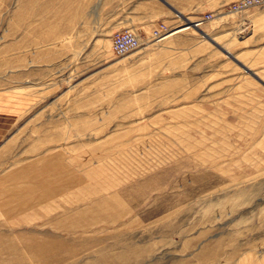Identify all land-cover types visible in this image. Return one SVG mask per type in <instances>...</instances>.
Masks as SVG:
<instances>
[{"label": "rangeland", "instance_id": "rangeland-1", "mask_svg": "<svg viewBox=\"0 0 264 264\" xmlns=\"http://www.w3.org/2000/svg\"><path fill=\"white\" fill-rule=\"evenodd\" d=\"M235 1L167 0L116 57L96 0H0V264H264V4Z\"/></svg>", "mask_w": 264, "mask_h": 264}, {"label": "crops", "instance_id": "crops-1", "mask_svg": "<svg viewBox=\"0 0 264 264\" xmlns=\"http://www.w3.org/2000/svg\"><path fill=\"white\" fill-rule=\"evenodd\" d=\"M99 16L106 17L112 32L150 26L154 30L166 17L162 2L167 0H96ZM161 22V23H159ZM165 25V24H164ZM151 30V32H152Z\"/></svg>", "mask_w": 264, "mask_h": 264}, {"label": "built area", "instance_id": "built-area-1", "mask_svg": "<svg viewBox=\"0 0 264 264\" xmlns=\"http://www.w3.org/2000/svg\"><path fill=\"white\" fill-rule=\"evenodd\" d=\"M264 4V0H237L229 6V11L233 14H241L251 8H256ZM211 17L210 14L204 16L200 21H207ZM168 28L164 24H160L152 31V36L156 41L165 38ZM140 45L138 37L131 31L116 32L111 38V51L116 57L124 56Z\"/></svg>", "mask_w": 264, "mask_h": 264}, {"label": "water", "instance_id": "water-1", "mask_svg": "<svg viewBox=\"0 0 264 264\" xmlns=\"http://www.w3.org/2000/svg\"><path fill=\"white\" fill-rule=\"evenodd\" d=\"M165 5H167L169 8H170V6L166 3V2H164V1H162ZM177 14H179V13H177ZM209 41H211L212 42V40H210V39H208ZM212 44H214L215 46H217L214 42H212ZM218 47V46H217ZM220 50H222L223 52H225L223 49H221L220 47H218ZM226 53V52H225ZM227 54V53H226ZM228 55V54H227ZM229 56V55H228ZM234 61H235V63L236 64H238V66H240V67H242V68H244V69H246L240 62H238L237 60H235L234 58H232ZM247 70V72H249L250 73V71L248 70V69H246ZM252 74V73H251ZM252 75H254V74H252Z\"/></svg>", "mask_w": 264, "mask_h": 264}, {"label": "bare ground", "instance_id": "bare-ground-1", "mask_svg": "<svg viewBox=\"0 0 264 264\" xmlns=\"http://www.w3.org/2000/svg\"><path fill=\"white\" fill-rule=\"evenodd\" d=\"M204 35V37H206V34H203ZM207 38V40L208 39H210V38H208V37H206ZM211 40V39H210ZM213 42V41H212ZM216 44V43H215ZM218 46V45H217ZM222 49V48H221ZM226 52V51H225ZM227 53V52H226ZM228 54V53H227ZM229 55V54H228ZM230 56V55H229ZM231 58H233L232 56H230Z\"/></svg>", "mask_w": 264, "mask_h": 264}]
</instances>
